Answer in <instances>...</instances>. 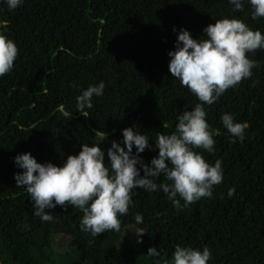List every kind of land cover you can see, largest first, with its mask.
Instances as JSON below:
<instances>
[{"label": "trees", "instance_id": "obj_1", "mask_svg": "<svg viewBox=\"0 0 264 264\" xmlns=\"http://www.w3.org/2000/svg\"><path fill=\"white\" fill-rule=\"evenodd\" d=\"M251 12L248 4L234 12L228 0H24L13 11L0 5V33L19 52L13 70L0 77V264H163L146 255L148 248L171 260L176 245L201 251L207 246L208 264H264V51L259 49L246 54L261 65L252 76L205 105L215 151H196L211 164L220 159L224 170L212 198L180 210L162 191L134 189L120 231L93 238L81 231L83 213L72 206H57L50 210L54 220L42 222L14 179L22 171L14 164L17 154L61 166L100 134L106 151L112 140L122 141L127 127L149 137L152 150L140 155L150 163L158 155L157 134L174 132L177 116L199 103L168 71L167 53L179 30L204 39L207 25L235 18L264 35V18L253 20ZM100 81L104 94L92 98L91 109L77 112L81 90ZM224 113L249 125L243 142L231 143L220 119ZM157 183L171 182L161 176ZM136 213L143 224L134 222ZM138 229L145 232L141 243Z\"/></svg>", "mask_w": 264, "mask_h": 264}, {"label": "clouds", "instance_id": "obj_2", "mask_svg": "<svg viewBox=\"0 0 264 264\" xmlns=\"http://www.w3.org/2000/svg\"><path fill=\"white\" fill-rule=\"evenodd\" d=\"M228 3L234 12L243 11L248 4L253 20L264 18V0H228ZM23 4L24 0H0V5H6L8 11ZM203 33L204 39H193L188 30L181 28L174 50L167 53L171 76L196 96L199 103L177 116L174 132L157 134L154 143L158 155L150 163L146 164L140 155L146 149L152 150L149 137L135 127L122 129V141L112 140L106 151L101 147L106 139L104 134L91 145L82 143L79 153L68 155L61 166L52 162L38 163L28 152L14 157L15 166L22 170L14 174L16 187L26 190L34 216L42 222H52L54 216L50 210L72 206L83 213L81 231L95 238L107 231H120V217L126 216L133 205L134 189L149 193L162 191L180 210L201 198H212L214 186L223 182L224 170L220 159L211 164L196 151H215L205 105H212L226 90L250 78L252 70L261 66L246 54H254L257 49L264 51V35L235 18L216 20L207 25ZM18 54L15 42L0 33V77L13 70ZM105 87L100 81L82 89L76 97V111L83 114L91 109L92 98L102 96ZM220 119L232 137L231 143L244 141L249 127L246 122H236L231 113L222 114ZM161 176L171 183L158 184ZM234 192V188L229 189V198ZM134 220L137 225L143 224L142 214L136 213ZM134 233L136 242L141 243L143 229ZM146 255L159 257L163 264H208L212 258L207 246L201 251L176 245L171 260L162 257L156 247L148 248Z\"/></svg>", "mask_w": 264, "mask_h": 264}, {"label": "rangeland", "instance_id": "obj_3", "mask_svg": "<svg viewBox=\"0 0 264 264\" xmlns=\"http://www.w3.org/2000/svg\"><path fill=\"white\" fill-rule=\"evenodd\" d=\"M135 222V221H134ZM137 225V224H136ZM135 237V236H134ZM57 247H60L62 245V241L60 240L59 236L55 237V243H54Z\"/></svg>", "mask_w": 264, "mask_h": 264}]
</instances>
